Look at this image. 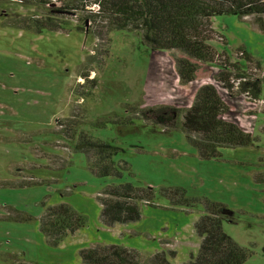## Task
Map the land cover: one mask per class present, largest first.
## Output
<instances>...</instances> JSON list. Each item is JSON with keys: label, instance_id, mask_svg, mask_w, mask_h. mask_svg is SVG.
Instances as JSON below:
<instances>
[{"label": "rangeland", "instance_id": "obj_1", "mask_svg": "<svg viewBox=\"0 0 264 264\" xmlns=\"http://www.w3.org/2000/svg\"><path fill=\"white\" fill-rule=\"evenodd\" d=\"M48 1L0 0V264H80L81 249L101 245L131 250L143 264L155 253L174 252L168 260L182 264L197 253L193 224L207 201L226 207L230 220L222 229L247 252L243 264H264V79L257 101H249L216 81L222 68L215 63L181 85L169 53L146 47L138 33L111 30L105 41L73 29L77 18L69 15L58 17L71 22L64 30L22 27L23 19L48 16L42 15L53 6ZM211 26L224 39L209 42L215 51L233 60L244 50L264 78V30L233 15L214 16ZM82 72L95 80L90 95ZM202 83L216 88L226 105L221 119L249 133L250 145L221 148L219 158L202 160L183 132H165L133 113L148 106L188 108ZM81 110L82 118H71L77 132L117 148L115 174H93L85 154L59 132L56 121ZM122 120L131 123L118 125ZM123 183L151 187L153 204L139 205L138 221L107 228L99 196ZM175 187L194 204L170 205L160 191ZM60 203L83 226L53 246L39 219Z\"/></svg>", "mask_w": 264, "mask_h": 264}, {"label": "trees", "instance_id": "obj_2", "mask_svg": "<svg viewBox=\"0 0 264 264\" xmlns=\"http://www.w3.org/2000/svg\"><path fill=\"white\" fill-rule=\"evenodd\" d=\"M46 4H53L42 14L48 16L27 19L26 22L23 19L22 27L64 30L71 22L67 19L59 21L58 17L69 15L71 19L72 16L77 18L72 19L73 29L85 35L104 38L105 41L111 30L138 33L146 47L169 53L181 85L204 76L208 65L215 63L222 68L216 75V81L229 94H242L249 101L258 99L264 79L258 77L261 71L259 64L244 50L234 52V59L231 60V56L225 52L215 51L209 42L215 37L224 41L211 26V18L218 15L248 19L264 30V0H53V3L48 1ZM239 58L244 61L241 62ZM87 74L82 72L80 78L90 83L86 92L90 95L96 83L94 79H87ZM236 81L238 84L234 87ZM79 94L81 97L85 95L80 91ZM225 110L226 105L216 88L212 84H203L196 90L192 105L188 108L148 106L133 109V113H137L145 124L165 132H183L197 155L202 160H211L220 157L221 148L246 147L252 141L249 133L221 119ZM82 113L83 110L71 113L67 119L57 120L59 132L70 139L75 151L85 154L86 166L93 174H115L116 168L111 157L117 148L106 142L92 140L83 131L77 132L79 123L71 118H82ZM130 123V120L117 122L118 125ZM75 136L77 140H73ZM160 194L172 206L194 204L184 198L185 192L180 188L161 189ZM153 198L151 187L137 188L128 183L107 186L99 196L100 220L107 228L136 222L140 218L139 205L151 206ZM204 204L203 214L193 224L194 234L200 240L197 253L195 256L190 255L182 264H243L248 257L247 252L222 229V221L230 220L226 207L211 201ZM81 226L83 219L65 203L46 207L39 219L40 233L47 244L53 246ZM166 254L174 257V252H159L149 257L144 264H171ZM78 255L80 264H143L135 252L116 245L81 249Z\"/></svg>", "mask_w": 264, "mask_h": 264}, {"label": "built area", "instance_id": "obj_3", "mask_svg": "<svg viewBox=\"0 0 264 264\" xmlns=\"http://www.w3.org/2000/svg\"><path fill=\"white\" fill-rule=\"evenodd\" d=\"M238 81L234 82V87H237Z\"/></svg>", "mask_w": 264, "mask_h": 264}, {"label": "crops", "instance_id": "obj_4", "mask_svg": "<svg viewBox=\"0 0 264 264\" xmlns=\"http://www.w3.org/2000/svg\"><path fill=\"white\" fill-rule=\"evenodd\" d=\"M203 84H205V83H202L201 85H203ZM200 87V86H199Z\"/></svg>", "mask_w": 264, "mask_h": 264}]
</instances>
